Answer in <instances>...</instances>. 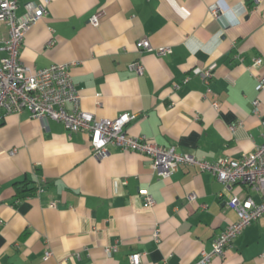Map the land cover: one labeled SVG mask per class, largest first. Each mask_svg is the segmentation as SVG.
<instances>
[{"label": "crops", "instance_id": "obj_1", "mask_svg": "<svg viewBox=\"0 0 264 264\" xmlns=\"http://www.w3.org/2000/svg\"><path fill=\"white\" fill-rule=\"evenodd\" d=\"M16 1L21 15L38 0ZM214 4L229 12L214 18ZM141 38L171 53L140 52ZM19 56L37 69L75 63L83 110L99 119L134 114L128 134L180 153L238 159L264 141V89L255 77L264 76V0H51ZM135 61L143 64L139 74L129 69ZM44 125L27 110L0 121V264H129L134 252L140 264H195L237 220L232 196L260 201L241 184L224 189L196 166L161 178L135 151L109 148L93 158L86 134L54 120ZM23 182L29 190L17 196ZM209 264H264V215Z\"/></svg>", "mask_w": 264, "mask_h": 264}, {"label": "built area", "instance_id": "obj_2", "mask_svg": "<svg viewBox=\"0 0 264 264\" xmlns=\"http://www.w3.org/2000/svg\"><path fill=\"white\" fill-rule=\"evenodd\" d=\"M50 1L25 3L24 12L17 15L19 4L16 0H0V24L4 25L8 32L6 39L0 38V51L5 54L0 58V121L7 114H19L27 110L33 118L45 124L44 126L48 120H54L61 122L70 133L86 134L93 158H105L109 154V148L135 151L151 159L153 171L161 178H167L179 166H196L200 171L209 172L226 190L236 184L245 186L256 194L260 201H255L250 195L243 199L232 196L227 204L236 211L237 220L229 223L221 234L212 239L211 250L202 252L201 258L195 264H209L215 256L222 258L242 230L264 215V141L238 159L221 157L209 162L180 153L174 146H160L145 136L128 134L125 126L135 119L134 114L122 113L113 119H99L83 110L81 97L72 80L71 67L75 63H55L37 69L20 60V48L25 33L36 21L47 15ZM209 11L218 20L229 12H223L217 4L210 6ZM99 19L100 13H97L89 22L98 26ZM135 46L140 52H153L158 56L171 53L170 47L155 48L147 38L137 40ZM261 64V58H254L253 67H259ZM129 69L139 74L143 71V64L135 61ZM201 74L208 82L212 75L211 68L203 70ZM255 77L257 90H263L264 76ZM257 104L258 102L254 101L255 107ZM233 128L234 126H230V129ZM41 190L36 189L37 192ZM140 194L144 207L148 208L154 204L153 197L146 190H142ZM188 198L191 200L194 195L190 194ZM50 206L54 207L55 204L51 203ZM112 249L106 248L105 251L110 255ZM50 255L49 251L45 252V257ZM129 264H140V253H131Z\"/></svg>", "mask_w": 264, "mask_h": 264}, {"label": "trees", "instance_id": "obj_3", "mask_svg": "<svg viewBox=\"0 0 264 264\" xmlns=\"http://www.w3.org/2000/svg\"><path fill=\"white\" fill-rule=\"evenodd\" d=\"M20 184H23V185L22 186L20 185V187H17V196H20L21 195L20 193L23 190H29V189H25V187L27 186V183L23 182V183H20ZM31 189H33V188H31Z\"/></svg>", "mask_w": 264, "mask_h": 264}]
</instances>
